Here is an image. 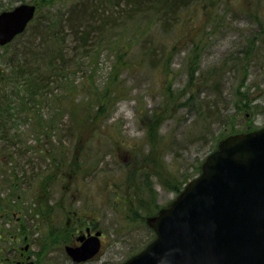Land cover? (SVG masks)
Instances as JSON below:
<instances>
[{
  "label": "rangeland",
  "instance_id": "rangeland-1",
  "mask_svg": "<svg viewBox=\"0 0 264 264\" xmlns=\"http://www.w3.org/2000/svg\"><path fill=\"white\" fill-rule=\"evenodd\" d=\"M20 1L0 0V10ZM28 1L38 5L40 0ZM75 1L54 0L53 5L56 8ZM245 1L215 0L208 7L209 15L203 7L205 0L193 1L180 11L185 18L181 24L177 22L171 30H161L156 24L151 27L155 35L151 34L150 41L149 34L132 43L128 54L132 63L116 79L111 69L117 59L116 46L134 33L130 24L129 33L120 27L112 37L107 36L118 43L101 45L97 61L90 56L96 46L88 47L79 67H72L50 84L52 94L44 92L37 107L43 120L53 122L48 132L51 140L60 136L66 146V150H58L57 157H62L60 152L65 154L59 165L64 169L57 181H49L50 197L38 207L36 199L42 197L29 182L50 165V160L30 147L34 141L38 149L43 144L36 141L37 132L30 130L28 120L20 118L10 131H18L25 143L0 141V147L5 146L9 153V159L5 158L10 160L7 173L12 180L17 172L22 181L18 190L9 188L19 196L17 200L9 201L6 190H0L7 205L0 208V264H120L152 239L145 223L147 216L154 207L171 201L174 182L181 186L186 178L196 175V168L224 133L264 126V4L258 13L254 10L256 20L247 13L251 11L243 5ZM54 20L57 23L58 16ZM192 37L193 42H199V56L189 50ZM67 42L69 54L72 42L69 38ZM13 50L0 48V54L8 57ZM83 53L77 56L79 61ZM163 55H167L165 71ZM196 64L204 73L214 68L216 74L202 84L199 77L192 81L197 75L196 71L190 78ZM105 87L111 94L114 87L118 93L121 89L125 92L108 101L96 118L95 98ZM54 90L62 95V103L53 102ZM238 91L248 93V108H235ZM72 99L79 116L89 125H77L79 120L71 113ZM212 101L218 102L220 114L216 117L203 108ZM164 108L173 114L166 112L160 125H155L159 138L150 147L145 138L146 120L149 113ZM59 109L64 110L58 113ZM39 135L41 139L47 137L43 132ZM148 152L158 157V166L151 162ZM0 179L4 177L0 175ZM24 209L30 212L29 221L22 214ZM38 209L48 215L37 213ZM35 222L42 223L38 230L31 225ZM89 229L101 230V251L91 260L74 263L66 256L64 245L74 244L79 235L89 234ZM4 231L15 234L12 240Z\"/></svg>",
  "mask_w": 264,
  "mask_h": 264
},
{
  "label": "trees",
  "instance_id": "trees-1",
  "mask_svg": "<svg viewBox=\"0 0 264 264\" xmlns=\"http://www.w3.org/2000/svg\"><path fill=\"white\" fill-rule=\"evenodd\" d=\"M193 1L195 0H76L74 3L70 4L63 2L62 6L55 8L53 5L54 0H40L38 8L43 5L44 8L43 11H36V15L32 19L34 23L30 25L31 21L28 30L26 29L16 36L18 37L17 40H15V37L10 43L0 47L5 51H7V49L9 50L11 47L14 49L11 54L9 53L8 57H3V55L0 54V141L2 144L9 141L11 143H15L16 141H22L25 143V139L21 137L20 133L18 131L11 132L10 128L15 127L16 121L18 122L20 118H22V121L28 120V123L31 124L29 126L30 130L35 133L37 132L38 134L36 141L43 143L40 144V149L35 147V145H38L35 141L30 147L32 149H37L38 151L40 150V157L45 158V156H48L50 160V165L46 169H41L39 174H35L36 176L32 177V179H30L31 182H29L31 185L37 187V196L42 197L39 200L36 199L38 207L42 202L48 201L50 197V193L47 191L49 181H57L60 178V173L64 169V167H60L59 165L60 162L63 161L62 157L65 154L60 152L62 157L57 158L58 150H66V146H64V142L60 136H57V140H51V135H49L48 132L51 131L49 126L52 125L53 122L49 123L50 120H43L41 112H39L37 106L43 93L50 92V94H52V91L48 90L50 84L56 82L58 77L64 76L65 72L70 71L72 67H79L80 62H82L81 57L84 55L86 56L84 51L87 50L88 47L96 46V51L90 56L93 61H97L99 59V48L101 45L107 44L108 42H111V44L114 45L118 43L116 42L115 44L114 40L109 41L107 36L110 34V37H112L114 32L117 33L120 31V27L121 31H123L127 29V26L130 24L134 33L132 32L130 36L128 35V38L119 41V44L116 46L118 49H116L117 59H115L114 64L111 67L117 79L119 72L130 66L132 63L128 57L132 43L136 39H145L144 37L149 34L150 41L151 34H154L151 27L156 24L160 26L161 30H171L173 27L177 26V22L181 24V21H184L185 18L180 15V11L184 10L186 7H190ZM214 1L215 0H205L203 4V7L206 9L205 13H208V15V10H210L208 7L211 8L214 5ZM109 2L110 5H107ZM263 4L264 0H247L243 5L251 11L247 12L249 15H252L256 20H259L253 14L254 10L258 13ZM119 6H121L120 9ZM55 16H58L59 19L57 23H55L54 20ZM31 27V33L28 34ZM127 32L129 33L128 29ZM68 38L72 42L69 54H67L69 50L67 42ZM126 40L129 41L130 44H128ZM193 41L194 37L189 40V42L192 43L190 44L189 50L194 56H199V42ZM172 44L175 45L176 42H173ZM81 53L83 54L80 56L79 61L77 56ZM87 53L89 54V52ZM165 58H167V55L166 57L163 55L161 59L162 64L164 65V71L167 66V59L165 60ZM196 71L197 75L194 76L192 81H195V78L199 77V83L201 84L216 74L214 68L207 70V73H204L197 68L196 64L190 78L193 77ZM115 85H117V83H115ZM111 92L112 94L110 93L109 88L105 87L104 91L101 92L100 90L95 98L96 118H99L108 101H113L115 97H118V95L125 92V90L121 89V92L118 93L119 91L114 87ZM247 94L248 93L245 91L237 92L234 102V104H236L235 108L244 109L249 107L250 98ZM53 96V102H63L62 95H56L55 90ZM106 98L108 99L104 100ZM71 104L72 116L77 117L79 120L78 123L76 122L77 125H80L81 128L83 125H89L85 124L86 120L84 121V119L79 116L77 105L73 99L71 100ZM81 104L84 106V103ZM203 108L207 109L208 112L211 111L214 113L215 117L220 114L218 102H208ZM63 110L64 109H59L58 113H62ZM166 112L173 114V110L171 111L169 108H164V110L159 109L158 111H152L149 113L150 116L146 120L147 129L145 130V138L147 136L150 147L154 146L156 144L155 141L159 138V136L156 135V131L158 130L155 128V125H157V127L160 125V122L163 120L161 118ZM104 115H106V113ZM234 129L235 128L232 130ZM42 132L45 133L47 137L41 139L39 133L41 134ZM230 132H226L223 135ZM223 135L221 133L220 137ZM217 140L218 139H216V141ZM2 144H0V146H2ZM26 148L27 147H25V149ZM158 149L159 147L157 149L151 148L149 150ZM35 152L36 150H34V153ZM8 155L9 153H7L5 146L0 147V157H3V160H0V175L4 177V179H0V190H6V195L9 196L8 199L10 201L13 198L17 200L19 196H14L16 193L11 192L9 188L14 187L18 190L20 188L18 185H20L22 181L18 178L17 172L15 176H12V180L7 173L6 164L10 161L8 160ZM146 155H151V162H154V164L157 163L156 166H158V157H155L152 152H148ZM6 157H8V159H5ZM134 157L135 159H138V156L135 155ZM134 163L135 162H130L132 165H134ZM197 172H199V166L196 168V173ZM189 178L190 177L186 178L184 182ZM172 185H175L173 187L175 192H178L182 187V185L175 184V182ZM18 193L20 195V192ZM4 206L7 205H5L4 200L0 196V208L5 209L6 207ZM154 208H152V210L154 209L152 213H154L158 207ZM43 212L41 209L37 210V213L42 214ZM22 214L25 215V219L29 221L28 215L30 212L28 209H24ZM47 215L48 213L45 215L44 212V217ZM40 224L42 223H31L33 229L36 228L37 230L39 229ZM21 225L20 226L23 229L26 228L24 223H21ZM2 232L3 231H1V233ZM4 232L9 233L8 235L11 240L15 235L8 231ZM16 235H18V233H16Z\"/></svg>",
  "mask_w": 264,
  "mask_h": 264
},
{
  "label": "water",
  "instance_id": "water-1",
  "mask_svg": "<svg viewBox=\"0 0 264 264\" xmlns=\"http://www.w3.org/2000/svg\"><path fill=\"white\" fill-rule=\"evenodd\" d=\"M35 8L23 2L0 12V45L25 29ZM146 221L156 238L122 264H264V127L221 139L201 173ZM99 234L65 251L86 260Z\"/></svg>",
  "mask_w": 264,
  "mask_h": 264
},
{
  "label": "flooded vegetation",
  "instance_id": "flooded-vegetation-1",
  "mask_svg": "<svg viewBox=\"0 0 264 264\" xmlns=\"http://www.w3.org/2000/svg\"><path fill=\"white\" fill-rule=\"evenodd\" d=\"M35 3H36V2H35ZM89 232L92 233V232H94V231H91V229H89ZM76 244H78V241H77V240L74 242V244H70V245H76ZM65 245H66V244H65ZM27 248H28V244L24 246V249H27ZM64 252H65V249H64ZM65 254H66V252H65ZM66 256H67V254H66ZM67 257H68V256H67ZM17 264H21V262H17ZM26 264H31V262L29 261V262H27Z\"/></svg>",
  "mask_w": 264,
  "mask_h": 264
}]
</instances>
